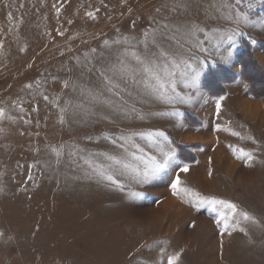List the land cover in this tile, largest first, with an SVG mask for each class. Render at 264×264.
Here are the masks:
<instances>
[{
  "label": "rangeland",
  "instance_id": "obj_1",
  "mask_svg": "<svg viewBox=\"0 0 264 264\" xmlns=\"http://www.w3.org/2000/svg\"><path fill=\"white\" fill-rule=\"evenodd\" d=\"M263 11L0 0V264H264V97L203 86L217 65L241 72L242 38L264 66ZM125 149L116 183L100 178ZM161 150L166 166L133 180Z\"/></svg>",
  "mask_w": 264,
  "mask_h": 264
},
{
  "label": "trees",
  "instance_id": "obj_2",
  "mask_svg": "<svg viewBox=\"0 0 264 264\" xmlns=\"http://www.w3.org/2000/svg\"><path fill=\"white\" fill-rule=\"evenodd\" d=\"M241 43L242 49L237 54V60L241 67L240 73L220 64L209 69L205 74L203 86L211 95H222L226 92L225 84L241 79L248 86V92L253 98L264 97V66L255 57L254 45L246 38H242ZM259 43L264 50V41ZM177 147L181 151L189 150V147L182 145H177Z\"/></svg>",
  "mask_w": 264,
  "mask_h": 264
},
{
  "label": "snow or ice",
  "instance_id": "obj_3",
  "mask_svg": "<svg viewBox=\"0 0 264 264\" xmlns=\"http://www.w3.org/2000/svg\"><path fill=\"white\" fill-rule=\"evenodd\" d=\"M239 2H240V0H237V3H239ZM235 23L239 27V25L241 23L250 24V21L247 19V17L240 16V17L236 18ZM197 31H202V29H200L198 27H193L192 29H190L188 31L187 35H189L191 37H195ZM228 39H231V37H228ZM153 42H155V41H153ZM145 44L147 45V41H145ZM0 47H2V45H0ZM203 51H207V50L203 49ZM175 55H182V53L177 52V53H175ZM137 59H138V57H137ZM188 67H191V65H188ZM193 72H195V69H193ZM198 75L199 74L196 73L195 75L192 76L193 81H195L196 76H198ZM29 87H31V86L29 85ZM44 99H47V97H44ZM126 115H127V113H125V116ZM2 117H4V111L2 109H0V118H2ZM137 135L141 136V138H144V134H142V133H133L132 136H129L127 138L131 142L132 147H134V148H138L139 147L138 144L135 142V140L132 139V137L137 136ZM148 135L149 136H153V135H163V134L162 133H157V134H148ZM124 139H125V137L122 135L121 136V140H124ZM113 143H116V141H113ZM141 151H142V149H141ZM126 153H127V149H125L124 153L120 154L121 158H119V159L116 156H114V155H106L105 158L107 160L111 161V164H109L107 166V168L102 166L99 169H95L97 175L100 178L108 179L109 181H111L113 183H116L113 175L110 174L108 170L113 168L114 166H118V165H123L124 168H128L129 165L124 163V156H125ZM169 158H170V154L169 153H165V152H163V150H161L159 161L157 160L156 157H153L152 158V163L149 166H147L143 171H140L138 169H133L132 171H133L134 175L132 176V179L135 180L136 182H146V181H148L155 172H157L159 169H161V168L166 166L167 160ZM86 162L91 163V160H88ZM181 170L184 171V172H187L188 168L184 167ZM179 184H180V181H179V179H177L176 183L172 185L174 193L179 191V189L177 187ZM228 207L231 208V209H235V205H232V204H229ZM245 219H249V217L246 214H245ZM173 264H175V260L173 261Z\"/></svg>",
  "mask_w": 264,
  "mask_h": 264
}]
</instances>
